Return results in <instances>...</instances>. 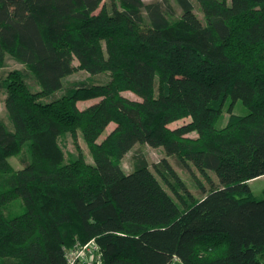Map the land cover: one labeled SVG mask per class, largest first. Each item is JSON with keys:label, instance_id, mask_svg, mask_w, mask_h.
I'll use <instances>...</instances> for the list:
<instances>
[{"label": "trees", "instance_id": "1", "mask_svg": "<svg viewBox=\"0 0 264 264\" xmlns=\"http://www.w3.org/2000/svg\"><path fill=\"white\" fill-rule=\"evenodd\" d=\"M175 1L181 15L171 0H0V68L7 55L26 67L0 82L13 123L0 120V264H68L92 240L102 264H264V198L249 182L264 176V0H197L204 24L193 0ZM77 69L110 80L57 95ZM79 131L92 163L65 161L58 139ZM138 144L219 185L197 179L195 197L142 152L126 172Z\"/></svg>", "mask_w": 264, "mask_h": 264}, {"label": "rangeland", "instance_id": "2", "mask_svg": "<svg viewBox=\"0 0 264 264\" xmlns=\"http://www.w3.org/2000/svg\"><path fill=\"white\" fill-rule=\"evenodd\" d=\"M146 3L156 1V0H144ZM172 5L174 7V10L176 12L175 15H181V8L179 7L178 3L175 0H171ZM195 7L192 12V15L190 16L191 19L198 24H204L206 21V17L204 12L201 9V6L197 0H193ZM75 65L78 64V61L75 60L74 62ZM25 65L15 58L11 57L10 55H7L5 65L0 68V82L4 80L11 71H14L16 69H25ZM110 80V75L109 73H100L98 75H91L88 74L86 71H83L81 69H77L74 73L71 75L67 76L64 82V89L58 91L56 93L57 95H60L64 92L65 88L68 86L80 82V81H91L95 83H107ZM29 82L32 85L34 89H38V85L36 82L32 79L29 78ZM123 94L132 100H141L138 95L131 91H125ZM6 97H7V92L6 89L2 88L0 90V120H2L10 129H13V123L7 108V103H6ZM90 101H82L80 102L81 107H85L88 105ZM248 110L246 107L242 104L241 101H239L236 106L234 107V112L237 114H244ZM229 116V113L227 111L225 112L224 115L218 120L217 126L221 127L225 125L227 118ZM175 124V123H174ZM174 124H171V126H174ZM115 124L111 123L110 126L108 127V131L112 130L114 128ZM59 145L62 148V150L65 153V161H69L73 158H76L78 156H83L85 160H87L89 163L93 162V158L91 156L89 147L82 135V132L79 131L77 136H74L72 133L67 132L63 135L60 136L58 139ZM28 144H25L24 150L22 153H19L18 155H15L10 158L12 164L16 167L19 168L22 165L21 158L24 157V154L28 150ZM139 152H142L145 157L148 159L153 171L156 172V169L154 165L164 158H167L172 166L175 168L176 172L178 173L179 177L182 179V181L186 184L188 187V190L194 194L195 197H202L203 192H200V186L197 184V179L202 181L204 184L205 191H209L211 187H216L219 185V179L218 177L213 173L210 172V179L207 180L199 170L191 163L189 162V165L185 163H179L174 157L168 156L166 154V151L163 147H154L149 144H138L136 145L130 152H128L124 158L121 160V165L125 169L126 172H131L134 167V161H135V155L138 154ZM165 185V184H164ZM166 186V185H165ZM167 187V186H166ZM251 188L253 193L258 196L259 198H264V176H261L259 178L254 179L251 182ZM168 191L174 195L176 198L177 196L175 193L168 188ZM182 192H185L182 190ZM10 206L12 208L13 213H22L26 207L22 202L21 198H18L10 203Z\"/></svg>", "mask_w": 264, "mask_h": 264}, {"label": "built area", "instance_id": "3", "mask_svg": "<svg viewBox=\"0 0 264 264\" xmlns=\"http://www.w3.org/2000/svg\"><path fill=\"white\" fill-rule=\"evenodd\" d=\"M68 264H102L99 246L94 240L84 245L77 244L66 251Z\"/></svg>", "mask_w": 264, "mask_h": 264}, {"label": "crops", "instance_id": "4", "mask_svg": "<svg viewBox=\"0 0 264 264\" xmlns=\"http://www.w3.org/2000/svg\"><path fill=\"white\" fill-rule=\"evenodd\" d=\"M254 180V179H253ZM253 180H250L249 182H250V185H251V182L253 181Z\"/></svg>", "mask_w": 264, "mask_h": 264}]
</instances>
